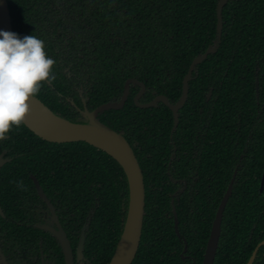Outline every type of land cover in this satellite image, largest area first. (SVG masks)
Instances as JSON below:
<instances>
[{
	"label": "trees",
	"instance_id": "1",
	"mask_svg": "<svg viewBox=\"0 0 264 264\" xmlns=\"http://www.w3.org/2000/svg\"><path fill=\"white\" fill-rule=\"evenodd\" d=\"M218 2L8 0L13 32L21 38L35 35L42 39L48 56L56 61L54 71L57 76H61L58 73L62 74L66 67H69L70 74L78 73L77 61L81 60V56L84 62H89L84 64L87 70L83 78H88L96 86L95 93L91 95L95 106L119 98L124 82L129 78L144 82L150 89L147 101L155 91L168 96L172 103L176 102L181 96L182 78L190 64L194 58L203 55L217 38ZM46 14L51 18H47ZM257 16H261L259 25L260 17ZM223 20L220 48L197 66L199 74L190 82L189 103L181 114L193 109L194 104L203 103L206 87L214 86L215 95L224 100L227 110L228 138L224 141L231 145L233 141H230V137L238 122V112L243 109V104L244 108L249 107L247 104L253 97L251 83L254 69L260 67L264 72V0L230 1L223 9ZM42 27H45L44 30ZM58 31L62 33L61 36H57ZM60 46L62 53H65L61 64L57 56ZM79 47H85V51L78 52ZM68 57L73 59L72 65H64ZM62 75L66 76L64 72ZM212 78L218 81H207ZM54 95L55 99L46 98L41 92L37 96L53 106V111L75 122L73 115L64 113L69 104L60 103V106L58 96ZM215 110L216 124L225 126L223 111L219 114V107ZM118 113L122 114L126 131L141 130L143 124L158 128L161 121L162 125L168 127L165 131L168 135L173 124L172 113L165 106L137 109L131 98ZM21 127L23 130L20 133H29V136L25 135L26 145H47L45 154L35 158V166L36 173L43 176L51 193L63 191L64 182L67 189L74 191L80 189H75L80 184L81 188L87 185L85 196H93L92 188L98 190V204L93 205L96 221L89 236L87 251H94L92 264H108L120 238L128 207V182L122 167L107 153L85 142L50 143L24 125ZM15 129L10 134L17 133L18 129ZM31 151L26 149L21 154L19 161L23 165L27 166ZM23 172L27 174L26 170ZM170 201V195L146 198L142 240L133 264H188L181 257L183 243L176 235L173 216H166V212L171 210ZM148 205L155 207L150 209ZM185 205L186 200L182 199L179 227L190 243L189 212ZM255 209L251 198L241 204L236 193L231 196L226 209L224 244L220 247V251L223 250L220 252L221 263L245 264L249 259L251 253L245 242L253 222L257 220L256 213L260 212ZM194 222L200 231L195 240L199 248L204 246L209 229L199 216H195ZM257 224V231H260L264 217Z\"/></svg>",
	"mask_w": 264,
	"mask_h": 264
},
{
	"label": "flooded vegetation",
	"instance_id": "2",
	"mask_svg": "<svg viewBox=\"0 0 264 264\" xmlns=\"http://www.w3.org/2000/svg\"><path fill=\"white\" fill-rule=\"evenodd\" d=\"M46 17L51 18L48 14ZM257 17H260L259 25L261 16ZM42 28L44 30L45 27ZM61 35L62 33L58 31L57 36ZM217 42L218 31L217 38L209 48L214 47ZM60 44L62 45L61 42ZM84 48L79 47L77 51L83 53ZM62 51L63 48L60 46L57 50L60 64L65 54ZM91 51L93 52L92 49ZM81 57V60L77 61L78 73L70 74L69 67H66L63 70L66 76L62 75L63 72L62 74L59 72L61 76L56 75L54 81L45 83L41 93L44 97L53 99L56 94L60 106V103H66V106L69 104L67 112L64 113L73 115L75 122L85 123L87 122L85 116L102 105L120 103L128 81L135 80L144 84L143 92L139 84H129V94L124 106L120 109L99 112L97 118L114 131L123 133L133 149L144 176L145 203L148 196L158 195L164 198L170 195L171 210L166 212V216L170 217L172 214L174 219V211L179 215L181 209L183 210L180 203L182 199L186 200L185 207L189 212L190 243L180 231L179 218L177 229L174 219L176 235L183 243L182 259L188 264H205L209 244L216 229L217 245L213 261L210 263L209 258L208 264L218 262L223 264L219 260L220 252H223V250L220 251V247L224 244L226 209L231 196L236 193L241 204L251 198L255 210H260L256 213L257 220L253 222L245 242L246 248L251 253L245 264L249 263L256 250L253 264H264V245L260 246L264 242V225L260 231H257V221L264 217V72L262 68L254 69V79L251 83L253 97L247 104L249 107L244 108L243 104V109L239 110L238 122L230 137V141L233 142L227 145L224 141L226 137L228 138L225 119L227 110L224 107V100L215 95L214 86L206 87L203 103L194 104L193 109L181 114L183 108L189 103L190 82L194 80L195 75L199 74L198 65L195 66L189 82L186 103L178 112L176 127L174 113L165 103L158 102L150 108L139 106V104H149L159 96H165L170 104H177L183 95L184 80L194 60L182 78L181 96L174 103L168 96L155 91L151 93L152 98L147 101L150 89L144 82L129 78L124 82V89L119 98L95 106V101L93 103L91 101V95L95 93L96 86L89 82L88 78H83L87 70L84 64L89 62H84L83 56ZM72 63L73 59L68 57L64 65H72ZM207 81L216 82L218 79L212 78ZM219 81L222 84L223 81L220 78ZM36 98L53 111V106L51 107L38 96ZM130 98L137 109L147 110L161 106L168 108L173 118L169 134L165 132L168 127L162 125L161 121L158 128L143 124L141 130L126 131L121 120L122 114L118 112L126 107ZM217 107L220 110L219 114L223 111L225 126L216 124L214 113ZM53 112L62 116L61 113ZM110 112L113 113L109 114ZM21 130H23L22 127L13 134H10L12 133L10 131L9 138L0 141V264H67L66 254L59 239L61 234L67 237L72 264H92L95 254L92 250L87 251V248L90 242L89 236L96 221L93 205L98 204V190L91 187L93 196H85L87 185L81 188L80 184L75 188L80 189L74 191L71 188L67 189L64 182L63 191L51 193L43 176L36 173L35 166L37 164L35 158L45 154L47 145L39 143L26 145L24 139L25 135L29 136V133L25 131L20 133ZM218 139L223 140L218 141ZM26 149L32 150V156L27 159V166L19 161ZM24 170L27 174L23 172ZM21 181L23 187L19 186ZM229 190L230 195L222 210L221 206ZM89 203L90 206H88ZM148 206L150 209L155 207ZM218 214H221L219 228L215 227ZM195 216L201 217L209 229L204 246L199 248L195 243L200 233L194 222Z\"/></svg>",
	"mask_w": 264,
	"mask_h": 264
},
{
	"label": "water",
	"instance_id": "3",
	"mask_svg": "<svg viewBox=\"0 0 264 264\" xmlns=\"http://www.w3.org/2000/svg\"><path fill=\"white\" fill-rule=\"evenodd\" d=\"M230 1L233 0H219L217 8L218 42L214 47L209 48L204 55L198 56L194 59L189 73L185 77L183 95L178 103L175 105L170 104L165 96H159L149 104H139L141 108H150L155 106L158 102H163L174 113L175 127L178 125V112L183 108L188 98L189 82L192 79V73L195 66L203 63L210 54L216 53L219 48L224 26L223 9ZM0 31L13 32L8 0H0ZM131 83L139 84L143 88L142 92L144 91V84L135 80L128 81L120 103H107L102 105L94 112L85 116L87 120L85 123L72 122L55 114L36 97L31 101V114L25 123V126L30 131L47 142L57 144L85 142L107 153L122 167L128 182V207L120 238L115 252L108 264H133L141 245L144 228L146 194L144 176L140 164L123 133L114 131L97 118L99 112L110 109H120L124 106L129 94V84ZM230 192L231 191L229 190L223 201L221 206L222 210L228 200ZM174 219L175 227L177 229L178 215L176 211H174ZM220 223L221 214H218L215 227L218 226L219 228ZM59 239L66 254L67 264H72L71 250L66 235L61 234ZM216 245L217 231L215 229L212 235V240L209 244L208 256L205 260V264L209 263V258L210 263L213 261ZM262 245H264V242L260 244V246ZM256 252L257 250L248 264H253Z\"/></svg>",
	"mask_w": 264,
	"mask_h": 264
},
{
	"label": "clouds",
	"instance_id": "4",
	"mask_svg": "<svg viewBox=\"0 0 264 264\" xmlns=\"http://www.w3.org/2000/svg\"><path fill=\"white\" fill-rule=\"evenodd\" d=\"M55 64L42 39L0 31V141L9 138L13 127L25 125L31 101L56 79Z\"/></svg>",
	"mask_w": 264,
	"mask_h": 264
}]
</instances>
